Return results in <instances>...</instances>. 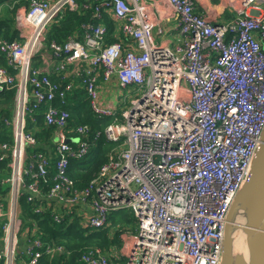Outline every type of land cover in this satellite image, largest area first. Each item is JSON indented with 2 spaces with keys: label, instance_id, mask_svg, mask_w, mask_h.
Returning a JSON list of instances; mask_svg holds the SVG:
<instances>
[{
  "label": "built area",
  "instance_id": "1",
  "mask_svg": "<svg viewBox=\"0 0 264 264\" xmlns=\"http://www.w3.org/2000/svg\"><path fill=\"white\" fill-rule=\"evenodd\" d=\"M82 1L29 0L27 9L20 6L15 12L19 37L0 38L7 63L0 65V91L16 88L8 121L12 144H0V160L9 158L11 168L7 177L0 174V183L12 185L10 202L0 201V264L71 255L40 233L23 229L17 215L20 189L28 200L52 201L58 207L52 211L56 222L65 212L93 230L108 227L111 212L131 210L136 226L123 254L90 246L78 255L79 264H220L225 217L250 175L264 126V0H229L235 16L221 22L208 20L193 0H165L181 35L175 49L155 43L154 32L163 31H153L138 14L139 0ZM88 7L98 23H82L78 37L53 41L43 51L53 16L65 8ZM104 15L113 16L125 39L105 44ZM36 56L40 64L34 67ZM56 66L70 68L63 83L48 77ZM11 70L20 75L15 85ZM113 78L120 88L145 87L120 117L100 101L97 79ZM28 80L34 89L26 87ZM76 89L87 95L97 116L113 117L91 140L89 125L69 127V111L52 104L54 98L63 103ZM35 113L54 128L53 161L35 148L37 139L27 129ZM102 134L117 145L90 182L76 188L67 175L69 163L85 156ZM68 137L74 140L65 141ZM29 146L34 149L28 151ZM51 166L53 180L43 191L39 178L45 180ZM43 208L41 203L34 211ZM22 238L25 246L19 249Z\"/></svg>",
  "mask_w": 264,
  "mask_h": 264
},
{
  "label": "trees",
  "instance_id": "2",
  "mask_svg": "<svg viewBox=\"0 0 264 264\" xmlns=\"http://www.w3.org/2000/svg\"><path fill=\"white\" fill-rule=\"evenodd\" d=\"M84 3H91L94 0H83ZM29 0H0V38L14 39L17 37V30L13 25L14 15L20 6L27 9ZM90 8L82 9L79 11L63 9L61 15L53 16L49 21L44 38L43 51L47 52L49 44L51 42L63 43L68 37L75 36L81 33V24L88 21L93 24L98 23L100 19L92 17ZM104 24L107 28L105 32L104 41L105 44H109L114 40H119L120 37L125 39L123 34L113 36L114 22L107 15H104ZM109 21V23L106 22ZM40 64V57L34 58L33 66L37 67ZM0 65L7 66L6 60L3 55L0 54ZM69 67L64 70H59L56 66L49 74V79L52 82L63 83L66 78ZM13 73L15 71L11 70ZM40 75V74H39ZM14 85L18 83V79H14ZM26 87L28 90L34 89V86L30 85L27 81ZM46 88V85H44ZM16 92L15 86L12 88H6L0 91V144L8 143L12 144L11 137V124L8 122L11 118V108H13L14 94ZM69 93L66 96L65 101L62 103L59 98H54L52 104L58 109H67L70 113L68 126L73 127L77 124H87L91 127V131L87 133L86 137L91 140L94 131H102L104 127L112 120V117H98L93 114L89 107L88 97L84 92L74 93L73 96ZM124 108V107H123ZM122 108V109H123ZM119 116V115H118ZM28 118L32 117V113L27 115ZM35 122L31 124V127H27L28 130L33 132L37 139L35 148L43 149V151L51 156L53 161L52 152L46 148L48 145H52L51 137L54 133V128L51 125L45 124L44 116L41 113H35ZM117 143L108 141L102 134L98 137L91 146L88 154L81 159H72L67 171V175L72 179L76 188H82L86 186L90 180L98 173L100 165L106 160L107 152L115 147ZM34 147H28V151H31ZM9 158L0 160V173L1 177H7L10 173V166H8ZM53 174V168L50 167V172L46 174L45 180L40 177L42 182L41 188L46 191L48 185L53 180L51 177ZM0 177V178H1ZM27 182L30 177H24ZM7 187H3L0 183V192L4 193ZM49 200L38 201L37 198L32 200L27 199V192L24 189H20L18 194V217L20 218L23 228L33 230V233H40L42 238L51 244H60L66 249L71 251V255L68 259L58 260L51 259L47 255H42L36 264H79L77 257L83 251L89 249L90 246H99L101 248H109L111 245H117L118 241L116 236L118 229L123 224H133L136 226L135 218L133 215L125 209L111 212L109 219L111 224L108 227H104L98 230H88L84 227L79 219L74 216L72 219L67 213L64 214V219L61 222H56L53 219L52 211L58 207L54 206ZM43 204L44 208L42 212H35V206ZM54 206V208H52ZM62 214V213H61ZM4 221V220H3Z\"/></svg>",
  "mask_w": 264,
  "mask_h": 264
},
{
  "label": "water",
  "instance_id": "3",
  "mask_svg": "<svg viewBox=\"0 0 264 264\" xmlns=\"http://www.w3.org/2000/svg\"><path fill=\"white\" fill-rule=\"evenodd\" d=\"M74 140L65 138V141ZM244 222L239 223L237 216ZM244 233L246 254L234 253L233 230ZM220 264H264V126L251 162L250 175L236 193L225 217Z\"/></svg>",
  "mask_w": 264,
  "mask_h": 264
},
{
  "label": "crops",
  "instance_id": "4",
  "mask_svg": "<svg viewBox=\"0 0 264 264\" xmlns=\"http://www.w3.org/2000/svg\"><path fill=\"white\" fill-rule=\"evenodd\" d=\"M128 1L130 3L132 2V0H128ZM193 1L195 4V9L197 11L204 12L206 14L207 19L210 21L221 22L235 16L234 12L231 11L228 7L229 0H193ZM138 5L140 6V10H141V12L138 14H140L144 20L152 24L153 31H155L157 27H160L163 31L162 33L154 32L153 40L155 41V43L168 45L169 47H172L174 49L180 45L181 35L176 29L177 21L174 17L172 9L166 4L165 0H139ZM15 16L16 15H14V22H13L14 27H15ZM109 18L112 19L113 22H115L113 20V16ZM113 29H114L113 36H118L117 27L113 26ZM17 37H19L18 32H17ZM17 75L18 72L15 73V76L16 78H19L17 77ZM115 84H117L115 78H113L111 81L100 83V101L104 105L112 108H114L116 104L114 103L113 100L107 99L106 97L110 96L111 87L114 88L117 86ZM79 92H81V90L76 89L71 94L73 95L74 93H79ZM114 99L118 101L119 98H114ZM50 147L51 145H48L46 149L49 151ZM23 165H25V162H23ZM2 186L7 187L3 189L5 190L3 194L9 193V191L12 192V185L10 183L8 182L2 183ZM48 202H52V201H48ZM52 204L54 205L53 202ZM85 210H89V207H85ZM0 234H1V225H0ZM24 243L25 240H23L22 238L20 240L19 249H22L25 246ZM0 247H1V242H0Z\"/></svg>",
  "mask_w": 264,
  "mask_h": 264
},
{
  "label": "rangeland",
  "instance_id": "5",
  "mask_svg": "<svg viewBox=\"0 0 264 264\" xmlns=\"http://www.w3.org/2000/svg\"><path fill=\"white\" fill-rule=\"evenodd\" d=\"M106 22L109 23L108 20H106ZM114 24H115V27H117V23L114 22ZM17 77L20 78V75H17ZM97 82H102V80L97 79ZM115 85H117L116 86L117 89H116V87H114V88L111 87V90H110L111 94L109 97H106V98L114 101V103L116 104V106L114 107L115 113L120 116L122 108L123 107L124 108L129 107L130 100L132 98L141 96V94L143 93V89L145 87L136 88L133 86H128L127 88H120L118 86V84H115ZM73 95H71V96H73ZM114 98H119V99H118V101H116ZM102 117H106V116H102ZM10 197H11L10 191L7 194H3L0 192V201H3L4 204L5 203L8 204L10 202ZM125 210L129 211L132 214L130 209L126 208ZM78 211H80L79 213L83 214V209H78ZM237 221L239 223H243L244 217L242 215H238ZM86 228L88 230H93L92 228H90L88 226ZM133 231H135V226L131 223L130 224L125 223L122 226H120L118 229L117 236H116V240L118 241L117 245H111L109 248H107L105 250H108L111 255L112 254L113 255H120V254L122 255L124 252V247H125L126 243L129 241V235L133 234L132 233ZM241 232H243L242 229L235 228L234 234H233L234 239L240 237L242 234ZM243 242H244V246H242V249H238L237 251L234 250V253L235 252L236 253H246L245 240H243ZM244 248H245V250H244Z\"/></svg>",
  "mask_w": 264,
  "mask_h": 264
},
{
  "label": "bare ground",
  "instance_id": "6",
  "mask_svg": "<svg viewBox=\"0 0 264 264\" xmlns=\"http://www.w3.org/2000/svg\"><path fill=\"white\" fill-rule=\"evenodd\" d=\"M236 228L242 229L240 226H238ZM234 230H233V234H234ZM241 233H242L241 236L238 237V238H236V239H234V235H233V251L234 250L237 251L238 249H242V246H244V242H243V240H244V233L243 232H241ZM244 250H245V248H244ZM243 254H246V253H243Z\"/></svg>",
  "mask_w": 264,
  "mask_h": 264
},
{
  "label": "clouds",
  "instance_id": "7",
  "mask_svg": "<svg viewBox=\"0 0 264 264\" xmlns=\"http://www.w3.org/2000/svg\"><path fill=\"white\" fill-rule=\"evenodd\" d=\"M14 73H15V72H14ZM81 92H83V91L81 90ZM89 107H90V106H89ZM125 108H126V107H125ZM123 109H124V108H123ZM123 109H122V110H123ZM91 111H92V110H91ZM92 112H93V111H92ZM93 114L96 115L94 112H93ZM115 115H116L117 117H120V116H121V115L118 116L116 113H115ZM96 116H97V115H96ZM98 117H102V116H98ZM107 117H111V116H107ZM112 120H113V117H112ZM112 120H111V121H112ZM111 121H110V122H111ZM110 122H109V123H110ZM102 132H103V130H102ZM49 151H50V150H49ZM87 154H88V153H87ZM87 154H86V155H87ZM86 155H85V156H86ZM85 156H83V157H85ZM83 157H81V158H83ZM81 158H72V159H81ZM72 159H71V160H72ZM70 162H71V161H70ZM69 166H70V163H69ZM69 166H68V168H69ZM2 203L4 204L3 201H2ZM4 205L6 206L7 203H5ZM0 225H1V223H0Z\"/></svg>",
  "mask_w": 264,
  "mask_h": 264
}]
</instances>
